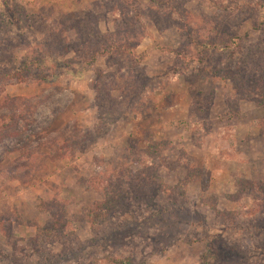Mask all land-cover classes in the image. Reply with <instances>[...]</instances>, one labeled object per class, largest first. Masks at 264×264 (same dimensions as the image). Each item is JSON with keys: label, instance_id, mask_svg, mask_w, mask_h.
Here are the masks:
<instances>
[{"label": "rangeland", "instance_id": "374dc122", "mask_svg": "<svg viewBox=\"0 0 264 264\" xmlns=\"http://www.w3.org/2000/svg\"><path fill=\"white\" fill-rule=\"evenodd\" d=\"M0 264H264V0H0Z\"/></svg>", "mask_w": 264, "mask_h": 264}, {"label": "trees", "instance_id": "16d2710c", "mask_svg": "<svg viewBox=\"0 0 264 264\" xmlns=\"http://www.w3.org/2000/svg\"><path fill=\"white\" fill-rule=\"evenodd\" d=\"M236 39H239V38H236ZM236 39H231V43L234 41V40H236ZM240 40V39H239ZM230 42V41H229ZM111 48V47H110ZM109 48V49H110ZM116 49H118L117 47H116ZM119 51H121L120 49H118ZM105 54V53H108L109 54V52H108V50L106 49V50H103V51H101L100 53H97L96 54V56H98V55H100V54ZM176 54H179L180 55V53H178V52H176ZM94 56V55H93ZM94 58L95 57H92L90 60H91V62L89 63V64H91L93 61H94ZM145 164V165H144ZM140 165H141V168L143 169V171L142 172H140V178H146V180H145V182L144 183H141L142 185V187H140L141 189H142V193H141V195L140 196H137V197H135V198H139L140 197V201H143L144 203H147V199L149 200V204H150V206L152 207V206H156V198L158 197V195L157 194H155V193H150L149 195H148V189H150V188H155L156 187V185H154V186H147L148 185V180H150V172H151V169H150V167L149 166H147L146 165V163H140ZM151 166V165H150ZM140 180V179H139ZM114 184L112 183V179L110 178L108 181H107V183L104 185V188H105V190H109V189H112V190H114L113 191V195H114V197L113 198H111L108 202H107V200H106V202L104 203V204H101L100 206L101 207H109V206H112L113 207V205H115V204H119V203H123V202H128L129 200H128V196L127 195H124L119 189H114ZM115 199V200H114ZM105 212H106V210H104ZM114 213H118V212H114ZM111 219H113V217H111ZM169 221V220H168ZM167 222V220L165 221V223ZM146 228V227H148V225L146 224V225H140V226H138V230L139 231H143L144 230V227ZM129 227V226H128ZM136 229V228H135ZM129 234H131V231L129 230V228H125V229H123L120 233L119 232H110V234H107V236H105V238H106V242L108 243L107 245H113V246H117V245H121L122 244V241H123V239L124 240H126V239H129V238H131V236L129 235ZM169 231L166 229V230H156V231H154V235H151V234H146V235H144V237L146 238V241L148 242V241H151V242H153L154 244L156 243V242H158V244L160 245V244H162V240L163 239H161V238H164V239H168V237H169ZM226 254H228V257L229 258H235V256L234 255H232L231 254V252H227ZM128 261V260H127ZM128 263H130V261H128Z\"/></svg>", "mask_w": 264, "mask_h": 264}]
</instances>
